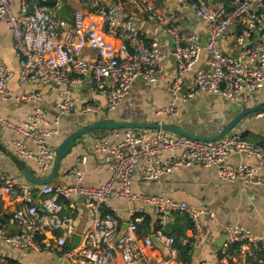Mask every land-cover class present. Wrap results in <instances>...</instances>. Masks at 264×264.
<instances>
[{
    "label": "built area",
    "instance_id": "built-area-1",
    "mask_svg": "<svg viewBox=\"0 0 264 264\" xmlns=\"http://www.w3.org/2000/svg\"><path fill=\"white\" fill-rule=\"evenodd\" d=\"M77 1L79 7L72 17L65 18L59 13V2L51 5L48 0H21L15 10L11 0H0V24L4 22L10 32L18 60L17 72L8 64H0V101L32 104L31 112L22 121L0 115V131L12 134L13 151L29 165L34 162L40 177L52 170L56 148L50 140L61 132V120L77 111L73 89L87 80L94 93L106 102L85 100L80 111L102 116L123 105L126 113L134 111L137 116L132 103L127 102L136 80L142 78L148 84L167 80L169 102L155 111L156 121L160 122L180 118L181 104L195 96L216 94L249 104L264 83V0H175L188 15L205 23L203 32L184 30L180 25L182 14L171 7H159L156 0ZM124 4L135 11L127 10ZM146 13H151L157 25L173 39V47L162 44L160 39H146ZM236 27L238 31L231 29ZM110 37L121 38V44ZM229 37L239 48L238 57L223 51L221 40ZM86 47L96 52V59L85 53ZM171 57L175 59L176 72L168 79L166 62ZM202 58L203 66L195 67ZM192 69V82L183 93L185 75ZM16 73L20 84L30 86L28 90L15 92L9 87ZM40 86L56 88L54 117L41 105ZM224 125V121L205 123L204 133H196L213 135ZM112 132L117 139L109 132L98 135L93 143L94 151L110 170L108 179L99 185L85 183V174L77 165L66 173L73 182L43 186L17 182L0 167V200L12 194L22 202L6 222H0V241L11 248L57 254L72 264H120L118 255L123 264H171L168 257L151 258L148 247L154 245V235L166 248V256L174 255L178 240L168 233L166 225L173 214H185L199 244L208 248L218 263L264 264V232L228 224L225 243L215 247L204 231L203 217L214 216L207 207H194L164 193L148 194L133 188L142 160L145 164L141 178L145 182L161 181L176 169L198 162L214 167L224 182L264 186V144L249 140L236 129L214 142L165 129ZM178 150L180 153L174 154ZM164 152L173 155L164 157ZM238 155H247L254 161L233 163L231 158ZM80 160L86 161V157ZM34 192L40 199L34 197ZM112 198L130 205V220L123 235L122 219L114 211ZM62 199L80 202L90 216V226L77 244H73L75 218L63 212ZM148 206L156 216L153 232L140 243L137 231L147 218ZM5 215L0 209V217ZM9 225L20 230L10 233ZM58 229L63 233L53 241L39 238ZM179 239L184 245L190 244L186 237ZM0 264L10 263L0 255ZM202 264H208L207 259Z\"/></svg>",
    "mask_w": 264,
    "mask_h": 264
},
{
    "label": "crops",
    "instance_id": "crops-1",
    "mask_svg": "<svg viewBox=\"0 0 264 264\" xmlns=\"http://www.w3.org/2000/svg\"><path fill=\"white\" fill-rule=\"evenodd\" d=\"M124 2V0H113ZM59 2L61 8L60 15L67 14L65 18H71L73 12L79 7L77 0H54L55 4ZM12 6L15 10L19 9L21 0H11ZM156 3L161 8L171 7L182 14L181 22H186L184 30H194L196 32H203L205 30V23L202 20L192 18L186 11L176 4L175 0H156ZM129 11H135L133 6L124 4ZM62 13V14H61ZM145 17L144 33L146 39H160L162 44L169 46V41L157 34L156 20L151 13L143 14ZM238 31L239 27L231 28ZM110 39L120 45L121 38L110 37ZM223 51L233 56H239V48L233 45L231 37L222 38ZM85 53L92 59L97 58L94 50L86 47ZM0 64H8L16 72L18 70V60L13 46V40L4 22L0 24ZM204 59L202 58L195 67L203 66ZM168 79L176 72V62L173 57L166 62ZM194 75V69L188 71L185 75L184 88L191 84ZM9 87L15 92H22L29 89L28 84H20L17 73L9 81ZM39 89L43 93V101L41 105L47 109L51 117L57 114L55 103L57 101L56 88L53 86H40ZM72 95L76 101L77 111L73 116L63 118L61 120V132L54 135L50 142L55 148L67 137L70 133L75 131L78 126L84 127L101 117H109L117 120H124L122 118L125 106L109 112L106 115L97 114H83L80 108L85 100H95L105 104V99L94 93L91 82L87 80L84 85L78 84L74 87ZM170 95L167 90V80H161L155 84H148L142 78H138L134 84L132 92L129 94L127 102H131L134 110L137 111L138 120L140 121H156L155 111L168 104ZM264 102V83L260 87L256 99L249 104H242L239 101H229L226 98L216 95L208 94L191 98L188 102L181 104L180 118H167L166 121L175 122L185 127L183 116L205 117L212 121H224L225 124L235 117L239 112L245 108ZM32 110L31 103H14L0 101V115L11 118L14 121H22L27 118ZM186 128V127H185ZM242 131L246 137L255 142L264 144V112L256 113L248 116L242 120L235 128ZM193 132H203L200 127H195ZM112 137H117L110 131ZM98 137L97 133L86 135L77 140L72 150L65 157L62 162L60 173L58 177L51 184H67L73 182V179L66 176V173L72 166H79L84 172V182L90 185H99L104 183L110 176L109 168L103 163L101 156L94 151L93 143ZM12 134L8 131H0L1 142L10 150ZM33 147L32 144H29ZM180 153L175 152L174 154ZM173 153L164 152V157H171ZM86 157V161L80 160ZM254 161L252 157L247 155L233 156L231 161L238 163L240 161ZM30 164L34 165V162ZM145 161L142 160L133 179V188L135 191H141L148 194H166L173 199L180 201H187L194 207H207L209 212L214 214L213 217L206 215L203 217L204 231L206 236L212 240L215 247H222L226 241V226L228 224H239L246 228L257 232H264V186L243 185L241 183H229L220 180L216 174L214 167H205L202 164L195 162L188 167H180L175 171L167 174L161 181L145 182L141 178L142 167ZM0 167L12 179L17 182H26L21 170L16 166L13 160L4 152L0 150ZM34 197H38L37 192H34ZM63 205V212L71 214L75 218V233L73 244L81 240L82 235L90 226V216L80 202L77 204L69 201L61 200ZM21 199L12 194L4 195L0 200V209L7 216L19 205ZM111 204L122 219V226L130 220L129 203L125 200L112 198ZM156 216L151 207L148 206V215L143 224L138 227L137 235L140 243L151 235L153 232V221ZM148 220V221H147ZM171 226L168 233L177 238L175 248L177 252L174 255L166 256L161 248L155 243L152 247H148V255L151 258L159 259L168 257L171 264H184L181 259V248L188 247V252L191 255V264H202V261L207 259L208 264H220L216 257L211 254L208 248H204L199 244V239L194 236L190 229V222L185 214H173L171 216ZM8 232L16 233L20 230L19 227L9 225ZM122 231V227H121ZM62 230H50L40 235L41 240L53 241L61 236ZM39 236V237H40ZM180 237H186L189 240V245L182 244ZM76 243V244H77ZM221 244V246H220ZM70 245V244H68ZM0 255L3 256L10 264H60L57 254L43 253L36 250H21L11 248L0 241ZM118 261L123 264L121 256L118 255ZM232 264H238L234 262Z\"/></svg>",
    "mask_w": 264,
    "mask_h": 264
},
{
    "label": "water",
    "instance_id": "water-1",
    "mask_svg": "<svg viewBox=\"0 0 264 264\" xmlns=\"http://www.w3.org/2000/svg\"><path fill=\"white\" fill-rule=\"evenodd\" d=\"M157 34H160L162 38L167 39L169 41V45L173 47L174 45L173 39L169 36V34L164 32L162 28L160 27L157 28ZM202 44L203 46H206L207 42L205 39L202 40ZM186 90L187 88H184L183 93H185ZM195 99H198V96H195ZM261 112H264V102L249 106L244 110H242L241 112H239L231 120H229L218 133L213 135L199 134L191 130H188L182 125L169 121L160 122V121H140V120H117L109 117H101L84 127L78 126L75 131H73L67 137L64 138V140L56 148V156L53 161L52 170L45 177L38 176L27 162L20 159L15 154V152L7 148L1 142V140H0V150L5 154H7L13 160L16 166L21 170L25 181L30 182L37 186H43L52 183L58 177L63 160L72 150L77 140L83 138L86 135L93 134L95 130L115 131V130L129 129V128L165 129L172 133L184 137H188L191 139H195L203 142H214L222 139L225 135L233 131L238 126V124L248 116ZM170 226H171V222H168L166 225L167 231L170 230ZM127 228H128V223H124L122 226L121 235H123L127 231ZM152 238H153V242L159 248H161V250L165 254H167L164 245L161 244L154 235L152 236ZM76 243L77 242H75V244ZM58 261L60 262V264H72L69 260L63 259L62 257H58Z\"/></svg>",
    "mask_w": 264,
    "mask_h": 264
},
{
    "label": "rangeland",
    "instance_id": "rangeland-1",
    "mask_svg": "<svg viewBox=\"0 0 264 264\" xmlns=\"http://www.w3.org/2000/svg\"><path fill=\"white\" fill-rule=\"evenodd\" d=\"M185 23L186 22H180V25L181 27L184 29L185 27ZM137 113V111H135ZM134 114V111L132 112H128L126 113L125 109L123 111V114L121 115L122 118L124 119H127V117H136V118H140L139 116H135L133 115ZM183 122L185 123V127L188 129V130H193L194 126L195 127H200L202 130H206V127H205V123L206 124H209V123H212L214 122L215 120H208V118H205V117H195V116H183ZM239 125V124H238Z\"/></svg>",
    "mask_w": 264,
    "mask_h": 264
},
{
    "label": "trees",
    "instance_id": "trees-1",
    "mask_svg": "<svg viewBox=\"0 0 264 264\" xmlns=\"http://www.w3.org/2000/svg\"><path fill=\"white\" fill-rule=\"evenodd\" d=\"M48 3L49 4H53L54 3V0H48ZM62 14V13H61ZM63 17H65V16H67V14H63L62 15ZM110 131H106V130H95L94 132H93V134L94 133H97L98 135H100V134H104V133H109ZM244 136L246 137V135L244 134ZM247 138V137H246ZM30 167L35 171V168H34V166L32 165V164H30ZM9 216H6L5 215V217H0V222H6L7 221V218H8ZM188 218V217H187ZM189 220V219H188ZM148 221V220H147ZM189 222H190V220H189ZM190 226H191V223H190ZM39 238H41V236L39 237ZM70 247V245H67L66 246V248H69ZM189 248L188 247H182L181 248V256H180V259H181V261L184 263V264H191V255H189L188 254V252H189Z\"/></svg>",
    "mask_w": 264,
    "mask_h": 264
}]
</instances>
